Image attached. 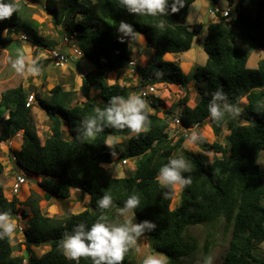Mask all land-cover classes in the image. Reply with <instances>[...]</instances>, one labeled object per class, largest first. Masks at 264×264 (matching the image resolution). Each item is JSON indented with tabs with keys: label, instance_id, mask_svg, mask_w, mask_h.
Instances as JSON below:
<instances>
[{
	"label": "trees",
	"instance_id": "16d2710c",
	"mask_svg": "<svg viewBox=\"0 0 264 264\" xmlns=\"http://www.w3.org/2000/svg\"><path fill=\"white\" fill-rule=\"evenodd\" d=\"M40 1V0H38ZM37 1V2H38ZM42 4L52 13L53 23L64 22L69 35L75 37L79 48L93 64L83 80V95L86 100L73 106L69 103L76 97V91H64L61 85L51 89V102L37 98L50 120V133L44 143L38 134L32 115L27 106L28 92L23 84L10 87L0 97V146L22 132L20 149L10 150L15 155L13 162L27 174L41 176L38 186L53 197L70 198L71 189L79 188L89 195L92 210L86 208L65 217L49 216L43 213V196L34 189L19 199L18 195L8 198L0 184V211L13 216L19 208L29 216L24 230L25 256L15 254L13 237L0 240V264H75L58 249L63 234L74 225L95 222L96 201L105 193L111 194L116 205L131 194H137L140 205L135 216L139 222L149 220L156 227L147 232L153 248L167 255L164 264H185L184 259L200 249L195 238L186 230L190 225L205 224L213 228L224 223L225 230H231L229 247L222 264H264L254 253L255 247L264 241V174L258 162L264 150V57L256 67L248 66L250 54L255 50L264 51V0H243L249 13L242 8L230 18L218 15L208 22V34L204 49L208 54L204 65L197 66L194 75L198 81L199 99L193 107L188 106L186 93L178 102L181 124L190 127L203 126L210 122L213 132L220 135L224 129L229 133L225 143L198 139L199 145L213 158L204 153L190 152L183 148L185 136L176 141L168 131L167 116H160V105L164 101L151 99L145 131L140 134L125 129H105L95 138L80 140L75 128L80 120L93 114L95 108H103L112 96H124L125 89L117 82L106 83L108 71H117L132 60L130 44L136 41L138 33L146 39L150 58L144 66L137 65L136 71L141 86L146 84H173L186 86L187 79L178 60H169V54H179L192 48L195 38L204 32V24L192 27L187 23L189 6L196 0H185V6L176 13L163 17L137 16L121 9L119 0H43ZM233 4L235 0H227ZM16 5L13 15L0 21V43L9 42V33L18 30L20 24L31 36L32 45L51 47L40 33V23L27 20L23 9L28 2L12 0ZM33 10V9H32ZM22 13L24 16H22ZM33 14V13H32ZM31 14V15H32ZM59 18V19H58ZM161 19L164 29L154 27ZM120 21L133 26V39L118 38L116 28ZM38 27V30H37ZM84 40V41H83ZM46 60L39 61V66ZM98 85L99 95L91 96V87ZM221 89L230 103L240 107L239 117H226L217 125L208 117V103L212 93ZM59 92V93H58ZM64 93V102L60 94ZM59 97V98H57ZM102 97L104 104L97 105ZM246 98V102L242 99ZM9 110V117L3 114ZM167 111V115L172 114ZM63 123L68 130H63ZM70 134L68 140L65 135ZM129 135L123 143L113 139ZM112 139L111 146L106 145ZM182 149L184 158L191 163L192 171L183 173L191 177V183L181 187L176 206L175 196L163 199L162 188L156 180L159 168L175 152ZM138 157L133 174L115 177L103 164H112L124 158ZM4 172L0 159V175ZM176 191V190H175ZM109 222L118 221L115 208L106 211ZM49 245L42 255L34 247ZM210 240L203 245L208 252ZM133 249L126 255L123 264H132ZM80 264H91L89 258L81 257Z\"/></svg>",
	"mask_w": 264,
	"mask_h": 264
},
{
	"label": "rangeland",
	"instance_id": "374dc122",
	"mask_svg": "<svg viewBox=\"0 0 264 264\" xmlns=\"http://www.w3.org/2000/svg\"><path fill=\"white\" fill-rule=\"evenodd\" d=\"M25 1H27L28 4L23 9L21 8V12L22 10H24V13L27 14L26 16L27 20H31V21L34 20L40 23L41 26L39 28V31L45 34V37H44L45 41L48 43H51L52 45L55 43L58 45L63 43L61 50L65 52H69L68 47H70L71 52H73L72 47H74L75 45L78 46V43L75 37L70 39V41H65V43L63 42V39L61 40V43L58 40L59 32L60 34L63 35V37L69 36V33L67 32L65 28L66 25L64 24V22L58 23V25H55L53 23L54 20H53L52 13L47 10L44 4H42V2H44L43 0H40V1L25 0ZM214 5L219 6L221 8L229 7L231 11V15H237L239 13L238 7L239 9L242 8L245 14L249 13L247 7L243 3V0H235L233 4H230L227 0H196L189 6L186 23L190 27H192V25L201 22L204 24L205 27H204L203 34L195 38L192 48L190 50L179 53V54L172 55L173 57H176L178 59V62L183 67V71L187 79V85L185 87L179 86V85H173V84L157 85L158 86L157 92L155 95H152L151 97L152 99L156 98V100L161 99L162 101H164V103H162L159 106L160 111L158 113L160 116H167V121H168L167 131L170 137L175 141L182 135V131L176 127L174 122H172L174 115L180 114L183 109L181 106L178 105V102L187 93L189 96L188 106L193 107L200 96L199 89H198V81L194 75V72L197 66L205 64L207 57H208V54L206 53L204 49V43L206 41V37L208 34V22L215 21L216 19L214 18H217L209 14V10ZM22 16H24L23 13H22ZM206 18H207V21L205 20ZM37 30H38V27H37ZM23 33L26 35H29L28 33H26V30L23 27V25L20 24V26L18 27V30L16 31L12 30L9 33L10 40L6 45L0 43V67L1 65L4 64V69H2V71L0 72V94H1V91L7 88L15 87L19 85L23 79L27 80V77H26V74L28 72L27 69L31 64L30 63L31 61H28L27 59L28 53L25 50L24 45L25 44L29 46H33V45L31 43V36H29L30 39L28 41H22L20 39V35ZM56 38H57V41H56ZM64 45L68 47L63 48ZM37 48L41 49L42 51L50 50V49H59L58 46L56 47L53 46V48L52 47L47 48V46H39ZM39 49L35 50L36 60H37V57L40 61L42 59H46L44 58L45 57L44 55H46V52L39 55V53H41L38 51ZM130 50L132 53L130 58L134 59L136 65L144 66L148 62L151 53H150V48L147 46L146 40L144 37L142 40L137 39L135 42L131 43ZM21 54L24 57V63H26V65L24 66V70L22 72H17L12 67V62L15 59H17L18 56ZM70 57L73 60L77 59V61H71V60L68 61L66 65L67 66L66 69L74 68L77 72H79L80 70H88L90 67L91 68L93 67L92 62L86 56H81V58H78L76 55H73L71 53ZM262 57H264V51L259 50V49L253 51L250 54L248 66L256 67L258 65L259 60ZM176 58L169 57V60H175ZM36 60L34 62L35 64L34 66L40 70L41 67H43L44 65L39 66L38 64L39 60L37 61ZM52 69L53 71H57V73H59L62 67H58L52 64L49 67L45 68L44 69L45 71L43 72H46L49 75H54L55 72H53ZM115 72H117L119 75V80L116 82L119 83L125 89V94L123 97H127L129 94H133V93L140 95V90L142 86L140 84V80L137 79L135 76V73L137 72L136 68L133 66H130L128 64V60L126 62L125 67ZM5 76L6 77L9 76V79H7L6 81L3 80ZM110 78L111 76H109L108 80H106L105 82L110 83L111 81ZM73 81H74V78L72 79L69 78L67 83H69L71 87L78 86L80 89L79 91L83 92V87H82L83 82H81L80 78L78 80L75 79V83ZM97 86L98 85H95L93 88L97 90V88H99ZM37 91L39 92L40 98L51 102L50 92L43 90L42 87L40 86L37 88ZM30 92L36 93V88L34 87L30 88L28 91V94ZM64 97H65L64 93L60 94V100L63 102L65 101V100H62ZM73 97H75V95ZM80 97L81 96L77 95V98H79L77 99V102H79ZM246 101H247L246 98L242 99V102L245 103ZM145 102H146L147 108L150 109L151 107L149 106V102L147 101ZM73 103L75 104L76 101ZM101 103L104 104L105 100L101 101ZM168 110L173 111L172 114H169V116L166 114ZM32 115H33L35 122L39 124V126H36V127H38L40 131H42L41 134H44V131H43L44 127L42 126V123L43 121H45L44 124L47 126V125H50V121L47 120V115L45 112H43V108L41 107L38 101H36L35 104L32 106ZM63 126H64V123H63ZM67 129L68 128H64L63 130L66 131ZM0 132H1V124H0ZM190 132H191V135L193 133L197 135V140L191 141L190 140L191 136L185 138L183 148L192 153L193 152L204 153L210 159L213 158L214 154L212 152L206 153L202 149V147L199 145L198 139L203 137L209 142L219 141L221 143H225V136L229 133L228 130L224 129L220 135H216L213 132L209 121L204 123L203 126H193ZM66 134L67 135H65V137L69 140L70 134L68 133ZM128 137L129 135H126L124 137H119L116 139L111 138L108 141L112 142V139H113L114 142L123 143L121 145V148L126 151L127 146H126L125 141L127 140ZM44 140H45V137H44ZM13 142L14 143L11 145L10 150L18 149L21 146L19 143V140H14ZM10 150H8L6 146H2L0 148V156H1V159L4 165V172L0 175V184L4 187L5 195L8 198L12 197V191H11L12 184H10L11 183L10 181L12 180L14 176H16V174L22 171L19 168H17L15 163L11 160V157L9 155L12 152ZM177 153H179L178 155H182L184 157V152L182 151V149L175 152V155ZM137 160H138V157H130L129 162L126 164H123L121 160H117L113 162L112 164H103V165L110 170L113 176L124 177L130 174H133L135 172ZM258 162L264 174V150H261L259 154ZM10 164L11 166H9ZM27 176H28L27 181L23 185L22 190L18 194V197L19 199L23 198V195L25 194V191H26L25 189H28L27 193H29L31 189H34L35 191L40 193L41 196L45 197L43 198L42 203H41V206H42L41 209L43 213L49 216H56V217L63 218L69 215L70 213H77L86 208L92 210L90 200L86 202L82 200L81 198L76 202L75 201V199L77 198L76 195H71L70 198H61V197L56 198V197L51 196L50 194H45V191L42 190L38 186V181L41 180V176L36 175V174H27ZM180 190H181V187L178 186L176 188L175 196H174L173 203H172L173 207L176 206L177 202L179 201L178 196H179ZM86 195L89 196L88 194ZM71 201L73 202V204L81 203V205L85 206V208L75 209L71 207ZM56 204L58 205L59 208L56 207ZM11 217L14 220H16V224H17V227L13 234V244L15 245V248H16L15 254H21L25 256V253H26L25 246L23 245L25 235L23 232L29 224V216H24L22 209L19 208V210ZM119 219L120 218H118L117 220ZM135 222L139 223V220L136 216H135ZM186 234L190 236V238H195L198 241L200 245V249L196 253L191 255L190 257L185 258L184 259L185 264H203L204 258L208 255L213 256L214 258L213 264H222L223 256L229 247V242L231 238V230H225L223 222L216 224L213 228L207 227L205 224L190 225L186 230ZM206 240H210V246L208 248V252L204 253L203 245L205 244ZM137 246H139L140 252L137 253L135 249H133V256L131 260L132 264H141L143 258L147 255H156L162 261V264L166 263V261L168 260V257L166 254L162 252H158L155 248H153L149 235L147 233H145V236H142L138 239ZM49 247H50L49 245L42 244L40 246L34 247V250L38 255H42L47 249H49ZM254 253L257 257L263 259L264 261V241L255 247ZM24 264H27V259L24 260Z\"/></svg>",
	"mask_w": 264,
	"mask_h": 264
},
{
	"label": "clouds",
	"instance_id": "9594fccd",
	"mask_svg": "<svg viewBox=\"0 0 264 264\" xmlns=\"http://www.w3.org/2000/svg\"><path fill=\"white\" fill-rule=\"evenodd\" d=\"M119 4L121 9L126 10L129 14L141 17H163L180 11L185 6V0H119ZM15 11L16 5L12 0H0V21L10 18ZM164 26L163 19L154 25V27L161 30L164 29ZM116 31L121 42L125 37L133 39V26L129 23L120 21ZM33 46L37 48L36 45ZM81 56H84V53ZM81 56L77 57L81 58ZM67 58L69 61L68 56ZM24 64L26 65L21 54L12 62V67L17 72H22ZM27 70L30 73L39 71L35 66H29ZM84 74L87 76V73ZM85 78H82V80ZM34 94L36 95V93ZM36 101L39 102L38 98ZM238 103H230L227 95L221 89H217L212 93V99L207 106L208 117L217 125H220L226 117H239L240 107ZM148 115L146 102L141 95L133 93L127 97L112 96L103 108H95L93 114L80 120L75 128L76 137L80 140L93 139L109 128L117 130L127 128L132 133L140 134L146 129ZM190 140H197L195 133L191 135ZM6 143L8 142L5 141ZM106 145L110 147L111 141H107ZM13 157L15 155L12 151V161ZM191 171V163L182 155L170 157L159 168L156 176L158 184L167 189L162 192V198H169L178 186L189 185L191 177L185 176L183 173H190ZM139 205L140 198L137 194L129 195L122 205H116L111 194L105 192L96 201L97 216L95 222L90 225L84 222L74 225L63 234L58 249L66 259L74 261L75 264H80L81 257L89 258L91 264H123L125 255L130 250L135 249L137 253L140 252V248L137 246L138 239L145 236V233L153 231L156 227L149 220L135 222L136 209ZM110 208L116 209V214L120 218L118 221L109 222L106 211ZM16 227V220L8 212L0 211V240L4 238L11 240ZM213 259L212 255H208L204 258L203 264H213ZM141 264H162V261L156 255H147L143 258Z\"/></svg>",
	"mask_w": 264,
	"mask_h": 264
},
{
	"label": "crops",
	"instance_id": "0c3cea01",
	"mask_svg": "<svg viewBox=\"0 0 264 264\" xmlns=\"http://www.w3.org/2000/svg\"><path fill=\"white\" fill-rule=\"evenodd\" d=\"M40 33H43V32H40ZM43 36L45 37V34L43 33ZM58 36H59V41H60V43H61V40L63 39V35L62 34H60V32H59V34H58ZM143 35L142 34H140V33H138L137 34V36H136V40L137 39H143ZM145 38V37H144ZM146 40V39H145ZM56 41H57V38H56ZM62 45H63V43L62 44H60V45H58V44H53L51 47L53 48V46L54 47H56V46H58L59 47V50L61 51V52H63V53H65L68 57H69V61L71 60V61H77V59L76 60H73L70 56H71V48L70 47H68V46H65L64 45V47L63 48H66V47H68V51L69 52H65V51H63V50H61V48H62ZM24 48H25V50L27 51V53H28V57H27V59H28V61H31L30 63V66H34L35 64H34V62H35V60H36V55H35V53H36V51L35 50H37V49H39V48H35V47H33V46H29V45H24ZM47 48H49V47H47ZM39 52H41V53H39V55L40 54H42V53H45L46 52V55H44L45 57L44 58H46V59H42V60H46V62L44 63V66L43 67H41V69L37 72V73H30V72H27V74H26V77H27V80H25V79H23L22 81H21V83L20 84H23L26 88H27V92L29 91V89L30 88H32V87H34V88H36V94H38L39 95V90L37 91V88L40 86V87H42V89L43 90H45V91H48V92H50L51 93V89L54 87V86H56V85H61L62 86V88H63V90L64 91H66V90H70V89H72V90H74V91H76V97H74V99L73 100H71V102L69 103V105L70 106H73V102H75L76 101V103H78L77 102V99H79V98H77V95H79V96H81L80 97V100H79V102H82V101H85L86 100V97L83 95V92H80L79 90V87L78 86H75V87H71L70 85H69V83H67V81L69 80V78L70 79H72V78H74V83H75V79H79L80 78V80H81V82H83V80H82V78L80 77V74L81 73H87L88 71H90V69H91V67L88 69V70H80L79 72H77L74 68L72 69V68H67L66 69V67L67 66H65V67H63L61 70H60V72L59 73H57V71H53V69H52V71L53 72H55L54 73V75H49V74H47L46 72H43V71H45L44 69L45 68H47V67H49L50 65H52L53 63H52V61L51 60H49V50H41V49H39L38 50ZM151 53V52H150ZM73 54V53H72ZM173 54H169L168 55V59H169V57L170 58H176V57H173L172 56ZM40 57H42V56H40ZM48 58V59H47ZM37 60H39L38 59V57H37ZM36 60V61H37ZM41 60V61H42ZM49 62H48V61ZM175 60H178L177 58L175 59ZM40 61V60H39ZM38 61V62H39ZM28 63V62H27ZM80 64V63H79ZM65 68V69H64ZM2 69H4V64L3 65H1V67H0V72L2 71ZM51 71V72H52ZM109 76H111V78H110V83L111 84H113V83H115L116 81H118L119 80V75H118V73L117 72H115V71H110V72H108V73H106V77H109ZM135 76H136V78L137 79H139L138 78V72H136L135 73ZM7 79H9V76H5V78L3 79V80H7ZM2 80V81H3ZM108 80V79H107ZM9 81V80H8ZM109 83V84H110ZM77 87V88H76ZM8 89V88H7ZM6 90V89H5ZM4 91V90H3ZM3 91H1V93L3 92ZM100 89L99 88H97V90H95L93 87H91V89H90V91H89V94L91 95V96H97V95H99V93H100ZM59 93V92H58ZM81 94V95H80ZM83 95V96H82ZM50 96V95H49ZM51 96H52V93H51ZM0 97H1V94H0ZM57 98H59V97H57ZM104 99L102 98V97H100V98H97V105H99V104H102L101 103V101H103ZM75 103V104H76ZM74 104V105H75ZM43 112H45V110L43 109ZM46 113V112H45ZM47 115V114H46ZM9 117V110H7L4 114H3V116H2V118L3 119H5V118H8ZM47 120H49V118H48V116H47ZM43 121V120H42ZM41 121V122H42ZM50 121V120H49ZM44 122L45 121H43V123H42V126L44 127V134H41L42 133V131H40L39 129H38V127H36L37 128V131H38V134L40 135V137H41V140H42V142H44L45 140H44V137L46 138V136H48L49 135V133H50V125H45L44 124ZM36 123V122H35ZM0 124H1V120H0ZM37 124V123H36ZM36 126H39V124H37ZM64 128H68L65 124H64V126H63V129ZM68 130V129H67ZM43 137H42V136ZM46 135V136H45ZM43 138V139H42ZM14 140H19V143H20V145H22V142H23V136H22V132H19L15 137H13L12 139H9L8 141H6V142H8V143H4L3 145H1L0 146V148L2 147V146H6L7 147V149L8 150H10L11 148V145L14 143L13 141ZM13 148V147H12ZM21 148V146L18 148V149H20ZM12 150H14V149H12ZM10 157H11V154L9 155ZM0 159H1V156H0ZM2 160V159H1ZM9 166H11V164L9 165ZM26 191H28V189H25ZM71 195H76V199H75V201L77 202L79 199H81L82 198V200H84V201H88V200H90L89 199V196H87V195H84V194H82L81 193V191H80V189L79 188H73V189H71ZM45 198V197H44ZM75 202V203H76ZM81 205V203H76V204H73V202L71 201V207H73V208H75V209H77V208H85V206H82ZM56 207L57 208H59L58 207V205L56 204Z\"/></svg>",
	"mask_w": 264,
	"mask_h": 264
},
{
	"label": "built area",
	"instance_id": "2783aa9c",
	"mask_svg": "<svg viewBox=\"0 0 264 264\" xmlns=\"http://www.w3.org/2000/svg\"><path fill=\"white\" fill-rule=\"evenodd\" d=\"M209 14H211L214 17H218V15H222L224 17L230 18L231 16V11L229 7L226 8H221L219 6L214 5L210 10H209ZM21 40L26 41L29 40L28 36L26 34H22L20 36ZM73 38V35H69V36H64L63 37V42L65 43V41H70V39ZM73 48V54L76 56H81L83 55L82 50L75 45ZM49 58L52 60V63L55 66L58 67H63L65 66L66 62L68 61V58L66 56V54H64L63 52H61L59 49H50L49 50ZM25 65V64H24ZM129 65L130 66H135L136 63L134 60H130L129 61ZM81 77L85 78L86 75L84 73H81ZM158 86L156 84H146L144 85L141 90H140V95L143 97V99L147 102L150 103V100L152 99V95H155L157 92ZM36 95L34 93H30L28 95L27 98V106H32V104H34V102L36 101ZM174 124L176 125V127L178 129H180L182 131V134L187 138L189 136H191V128L193 126H199L198 124H195L191 127H185L181 124V120H180V114H176L173 117V121ZM176 128V129H177ZM197 136V135H196ZM13 160H15V157H13ZM129 159L128 158H124L122 160L123 164L128 163ZM27 174L24 171H20L18 174H16V176H14L12 178V180L10 181L12 184V196L13 195H18L20 193V191L22 190L23 185L26 183L27 181Z\"/></svg>",
	"mask_w": 264,
	"mask_h": 264
},
{
	"label": "water",
	"instance_id": "95a60500",
	"mask_svg": "<svg viewBox=\"0 0 264 264\" xmlns=\"http://www.w3.org/2000/svg\"><path fill=\"white\" fill-rule=\"evenodd\" d=\"M205 20L207 21V18ZM35 183H37V182H35ZM156 250L158 251V249H156Z\"/></svg>",
	"mask_w": 264,
	"mask_h": 264
}]
</instances>
